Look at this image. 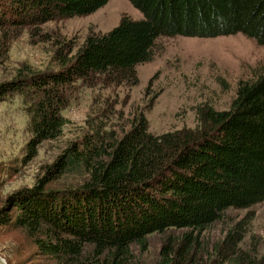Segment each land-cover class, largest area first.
<instances>
[{
  "label": "trees",
  "instance_id": "obj_1",
  "mask_svg": "<svg viewBox=\"0 0 264 264\" xmlns=\"http://www.w3.org/2000/svg\"><path fill=\"white\" fill-rule=\"evenodd\" d=\"M109 0H0V60L24 29L50 40L49 20L89 14ZM144 14H124L108 31L78 45L58 44V69L25 63L0 82V99L19 94L30 115L24 160L57 139L69 121L75 82L136 83V65L150 60L162 35L215 36L244 32L264 45V0H131ZM197 125L156 134L144 112L118 133L106 122L45 164L32 185L0 193V227L24 230L54 264H146L134 247L163 234L154 264H264L258 243L242 245L243 218L213 242L205 231L229 208L264 200V72L238 82L227 108H196ZM77 177L66 188L55 183Z\"/></svg>",
  "mask_w": 264,
  "mask_h": 264
},
{
  "label": "rangeland",
  "instance_id": "obj_2",
  "mask_svg": "<svg viewBox=\"0 0 264 264\" xmlns=\"http://www.w3.org/2000/svg\"><path fill=\"white\" fill-rule=\"evenodd\" d=\"M124 14L142 18L143 12L131 0H109L97 10L58 20L44 27L53 32L50 40L33 41L27 29L11 44L9 57L0 60V82L11 79L25 63L39 69H58L54 59L59 40L82 43L91 31H108ZM150 60L138 63L136 83L88 85L75 82L70 102L62 109L68 118L62 135L44 141L38 154L24 160L26 144L32 135L30 115L19 94L0 99V193L6 196L16 188L32 185L45 164L75 139L87 133L91 124L106 122V128L122 133L129 129L135 116L144 112L149 130L160 134L181 127L197 125L196 108L210 103L222 109L231 105L238 82L264 72V45L244 32L215 36L162 35ZM77 177L66 176L55 186L76 184ZM243 218L249 221L242 245L258 243L264 254V200L250 207L227 210L225 217L212 224L205 236L213 242L225 235ZM163 243V234L148 236L145 250L135 252L146 264H154ZM0 264H54L39 253L38 246L19 228L0 227Z\"/></svg>",
  "mask_w": 264,
  "mask_h": 264
},
{
  "label": "water",
  "instance_id": "obj_3",
  "mask_svg": "<svg viewBox=\"0 0 264 264\" xmlns=\"http://www.w3.org/2000/svg\"><path fill=\"white\" fill-rule=\"evenodd\" d=\"M2 260L3 263H5V260L3 258H0Z\"/></svg>",
  "mask_w": 264,
  "mask_h": 264
},
{
  "label": "built area",
  "instance_id": "obj_4",
  "mask_svg": "<svg viewBox=\"0 0 264 264\" xmlns=\"http://www.w3.org/2000/svg\"><path fill=\"white\" fill-rule=\"evenodd\" d=\"M0 258H1V257H0ZM0 262L3 263L1 259H0Z\"/></svg>",
  "mask_w": 264,
  "mask_h": 264
}]
</instances>
